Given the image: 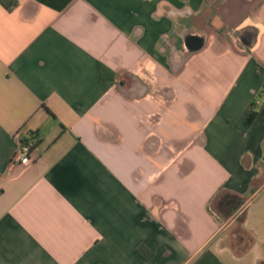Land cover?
<instances>
[{"label":"crops","instance_id":"crops-1","mask_svg":"<svg viewBox=\"0 0 264 264\" xmlns=\"http://www.w3.org/2000/svg\"><path fill=\"white\" fill-rule=\"evenodd\" d=\"M263 91L264 0H0V264H264Z\"/></svg>","mask_w":264,"mask_h":264},{"label":"trees","instance_id":"trees-1","mask_svg":"<svg viewBox=\"0 0 264 264\" xmlns=\"http://www.w3.org/2000/svg\"><path fill=\"white\" fill-rule=\"evenodd\" d=\"M264 92V91H263ZM259 106V105H258ZM256 102L250 104V106L244 111L237 123L238 130L246 132L254 121L258 107ZM254 190L250 191L253 194ZM212 207L217 214L228 220L231 217L234 219V228L232 229V236L229 241V246L235 255H242L246 253L254 242L253 235L243 228V219L246 210V199L232 193H219L212 202Z\"/></svg>","mask_w":264,"mask_h":264},{"label":"water","instance_id":"water-1","mask_svg":"<svg viewBox=\"0 0 264 264\" xmlns=\"http://www.w3.org/2000/svg\"><path fill=\"white\" fill-rule=\"evenodd\" d=\"M239 42L245 47L250 48L252 43V35L250 34H244L239 37ZM184 45L187 49V56H190L192 53L199 51L204 46V39L198 35H189L184 39ZM183 62V61H182ZM181 62V63H182ZM131 88H124L122 87L124 93H127L129 91L135 88H138L139 84L135 79L129 78Z\"/></svg>","mask_w":264,"mask_h":264},{"label":"built area","instance_id":"built-area-1","mask_svg":"<svg viewBox=\"0 0 264 264\" xmlns=\"http://www.w3.org/2000/svg\"><path fill=\"white\" fill-rule=\"evenodd\" d=\"M259 104V102H256L257 106ZM34 159V138L17 139V146L12 154L11 163L14 165H29Z\"/></svg>","mask_w":264,"mask_h":264},{"label":"flooded vegetation","instance_id":"flooded-vegetation-1","mask_svg":"<svg viewBox=\"0 0 264 264\" xmlns=\"http://www.w3.org/2000/svg\"><path fill=\"white\" fill-rule=\"evenodd\" d=\"M189 35H191V33H189ZM187 35V36H189ZM240 36V35H239ZM239 36L237 37V40L239 41ZM187 53V50H185V54ZM180 58L183 59L184 58V54L180 55Z\"/></svg>","mask_w":264,"mask_h":264}]
</instances>
